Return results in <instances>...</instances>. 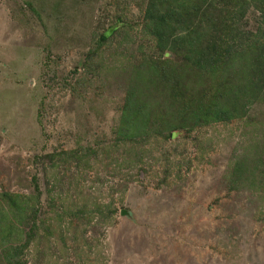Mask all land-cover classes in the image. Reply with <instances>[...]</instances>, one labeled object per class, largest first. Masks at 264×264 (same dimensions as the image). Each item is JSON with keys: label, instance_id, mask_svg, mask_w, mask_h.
I'll return each instance as SVG.
<instances>
[{"label": "rangeland", "instance_id": "obj_1", "mask_svg": "<svg viewBox=\"0 0 264 264\" xmlns=\"http://www.w3.org/2000/svg\"><path fill=\"white\" fill-rule=\"evenodd\" d=\"M146 3L0 0V193L34 197L37 179L40 216L53 221L51 246L60 264L74 263V250L84 251L89 262L100 256V264H264V200L255 185L249 190L227 184L236 155L253 158L264 146L263 100L253 101L248 120L168 143L135 144L136 154L120 159L122 142L114 148L117 109L129 83L128 66L147 39L132 34L127 44L113 41L90 62L93 83L79 85L93 32L100 34L119 14L141 29ZM102 135L103 143H95ZM86 145L97 156L89 155L84 171L73 167L57 185V202L51 201L47 155L80 153ZM168 153L174 167L161 182ZM93 208L102 209L107 222L90 214Z\"/></svg>", "mask_w": 264, "mask_h": 264}, {"label": "trees", "instance_id": "obj_2", "mask_svg": "<svg viewBox=\"0 0 264 264\" xmlns=\"http://www.w3.org/2000/svg\"><path fill=\"white\" fill-rule=\"evenodd\" d=\"M120 15H114L110 27L90 36L91 49L85 54L79 83L82 89L93 83L88 76L96 71L90 62L95 55L104 56L113 41L127 44L132 34L147 39L149 45L139 46L142 51L136 63L128 66L129 83L117 109L114 148L118 150V142H122L120 159L135 155V144L145 145L157 139L168 143L194 132L199 135L209 126L248 120L253 101L260 99L264 104V0H147L141 29L138 22H126ZM208 140L198 147L199 155L204 154ZM95 143H103V135ZM263 147L253 158L250 153L237 154L229 167L227 182L231 189L255 190V185L260 201L264 200ZM80 150L47 155L52 162L47 168V182L49 191L55 192L51 201L57 202V185L73 167L84 171L90 163L89 155L97 156L89 145ZM180 155L185 161V155ZM162 159L161 182L174 167L169 153ZM32 182L34 197L0 193V264H60L51 246L53 221L40 216L41 193L35 177ZM72 200L70 208L74 209L77 204L73 197ZM93 209L90 214L107 222L109 218H104L102 209ZM259 210L263 216L264 208ZM73 252L72 264H100V256L89 262L84 251ZM48 255L51 259L46 258Z\"/></svg>", "mask_w": 264, "mask_h": 264}]
</instances>
